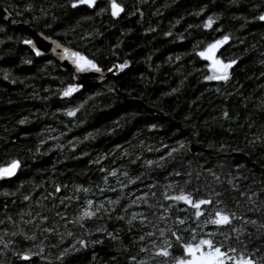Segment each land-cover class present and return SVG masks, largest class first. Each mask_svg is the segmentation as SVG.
I'll return each mask as SVG.
<instances>
[{
	"label": "trees",
	"instance_id": "obj_1",
	"mask_svg": "<svg viewBox=\"0 0 264 264\" xmlns=\"http://www.w3.org/2000/svg\"><path fill=\"white\" fill-rule=\"evenodd\" d=\"M117 2L125 12L114 20L106 1L73 9L69 0H0L14 19L88 56L103 72L127 61L115 77L62 98L76 84L72 73L37 57L21 42L28 34L0 19V167L21 163L15 178L0 181V264H164L153 245L169 239L172 255L180 256L171 231L186 243L192 233L185 229L198 238L216 231L217 241L227 235L228 244L264 264V23L257 19L264 0ZM224 35L231 42L220 56L238 64L228 82L209 84L197 53ZM71 108H79L72 117ZM181 189L213 203L196 218L183 202L165 200ZM218 208L239 219L219 229L204 223ZM78 238L88 246L80 248ZM29 250L38 253L30 261L16 255Z\"/></svg>",
	"mask_w": 264,
	"mask_h": 264
},
{
	"label": "snow or ice",
	"instance_id": "obj_2",
	"mask_svg": "<svg viewBox=\"0 0 264 264\" xmlns=\"http://www.w3.org/2000/svg\"><path fill=\"white\" fill-rule=\"evenodd\" d=\"M70 6L73 9H76L80 6H86L89 9H92L96 6L97 0H69ZM109 9L110 14L112 17H119L120 14L124 11V8L121 6V4L117 3V0H109ZM105 9L101 8L97 12L99 15L101 12H104ZM260 21H264V14L257 17ZM213 23V19L209 17L205 23L204 27L209 28L211 27ZM229 41V36L224 35L222 38L217 39L213 41L212 43H209L207 47L203 50L197 53L202 59L206 61H210V66L212 70V75L207 76V80H221V81H227L229 79L230 72L229 70L232 68V66L236 63L235 60H229L227 62L221 60L216 56L217 50L224 44H226ZM23 44L28 45L32 51L35 53L36 56H41L43 53L36 47V45L33 43L31 39H24L21 41ZM55 43V42H53ZM56 47L59 48L60 45L56 44ZM63 58L67 59L71 62V64L74 66V69L77 73H100L103 75V69L91 58H89L86 55L81 54L78 51H72L68 48L63 49ZM26 63H31V61H25ZM117 69H124L127 67V61H125L122 64L115 66ZM108 71H112V69H108ZM75 78V77H73ZM83 87L82 84H69L66 88L62 90L61 96L62 98L71 97L73 93L79 91ZM80 107H83V105H80ZM79 110V108H71L66 112V115L72 117L76 115V112ZM225 116H227V112L224 113ZM21 124L24 123L23 120L20 121ZM183 147V145H181ZM172 151H176V149H173ZM169 156L172 155V152L168 153ZM163 159V157H161ZM147 164L151 166L153 164V161H147ZM162 166V165H157ZM20 168V162L18 160H12L9 164L6 166L0 167V179H7L11 178L16 175L17 170ZM103 171V169H101ZM111 175H115V173H111ZM176 175H179V173H176ZM217 180H219V177H215ZM229 183H232L229 181ZM168 188H172V185H168ZM235 187V185H233ZM56 191L59 192L60 188L57 187ZM79 191V189H78ZM85 192L88 191V189H84ZM7 195V193H5ZM219 195V193H217ZM165 200H171L173 202H183L184 205L190 207L194 210V216L196 218H199L204 213L202 211L201 206L202 205H209L212 204L213 201L210 198H197L193 199L191 192H185L183 189L179 191L178 194L174 195H164ZM25 200L28 199L27 196L24 197ZM68 199H71V197H68ZM251 199V197H249ZM88 205L91 207L93 202L91 200L87 201ZM147 203V201H145ZM222 203V201H217L216 204L219 205ZM173 205H170L169 208L173 207ZM102 207V206H101ZM100 209L97 208L96 211H84L83 215L80 217V219L89 218L91 219L96 215V212H98ZM186 210V209H184ZM122 219V217H121ZM133 219H135V214H133ZM233 219H239V217L236 216L235 212H226L223 209L218 208L214 214L209 213L206 217V220L204 223L211 224L217 227L219 229L221 226L225 225H231V222ZM77 221H73V223H76ZM131 223V221H129ZM178 223L183 225L185 223L184 219H179ZM251 223L255 224V221H251ZM80 227H84L83 224L80 225ZM187 231H190L192 233V237L188 242H183L181 236L177 235L176 231H171V236L175 237L176 241L179 243L180 247L182 248V254L180 256H173L171 249L173 247L171 240L164 239L161 246L157 247L155 244L153 247L156 248L155 255L162 257L164 264H168V260L171 257L172 264H259V262L253 258L254 254L252 253H246L243 249H239L236 245L228 244V240L230 239L229 236L225 235L224 240L217 241L215 239L217 232L216 231H210L203 233V235H200L199 238L197 237V234L195 232V229H185ZM232 232L239 233L241 229H237L235 227H232ZM45 231H50V229H45ZM97 231H100V229H97ZM71 235V233H68ZM15 235V233H13ZM111 235V234H109ZM149 236L153 235V233L149 232ZM161 237L165 236V230H160ZM221 235H224L221 233ZM34 239V237H33ZM143 239V237H141ZM236 240L239 244H242L243 242L240 241L239 235L236 236ZM100 241H94L93 243H99ZM76 244L80 245V248L87 247V242L82 239L78 238L76 240ZM76 244L72 245L73 250H79L76 248ZM7 247V244L4 245ZM42 251V250H41ZM141 251H144L142 248ZM68 252V249H65L64 252L61 253V257H63ZM16 255L19 257V259L23 261H30L32 260L33 255H38V253H32L29 251H24L22 253H16ZM34 264V262H33ZM141 264H145V262L141 261Z\"/></svg>",
	"mask_w": 264,
	"mask_h": 264
},
{
	"label": "water",
	"instance_id": "obj_3",
	"mask_svg": "<svg viewBox=\"0 0 264 264\" xmlns=\"http://www.w3.org/2000/svg\"><path fill=\"white\" fill-rule=\"evenodd\" d=\"M100 1H106L109 3V0H97V4L100 2ZM118 3V2H117ZM96 4V5H97ZM80 7H86V6H80ZM96 7V6H95ZM94 7V8H95ZM123 7V6H122ZM79 8V7H78ZM92 8V9H94ZM124 8V7H123ZM135 11H136V15L141 18L142 16V13H141V10L139 9L138 6H135ZM125 12V9L124 11L120 14L119 17H112L114 20H117L119 19L121 16H123ZM264 14V13H263ZM0 19L8 24H10L11 26L13 27H16V28H20L22 30H24L29 38L28 39H31L33 41V43L36 45V47L43 53V55L41 56H37V57H51L53 58L55 61H57L58 65L60 66L61 69L63 70H66V71H69L72 73L73 77L74 78V81L76 82V84H82L83 86H93V85H97V84H100L102 82H104L106 79L110 78L111 76L112 77H115V74L113 73L114 71H118L117 68H114V71H110V72H103V75H101L100 73H92V72H89V73H77L74 69V66L71 64V62L67 59H64L63 58V49L65 48H68L72 51H74L73 49L65 46L64 44H62L59 40L57 39H54L52 37H47L41 33H38L35 29L23 24L22 22H20L19 20H16L14 19L8 12H6L5 10H2L0 8ZM262 23H264V21H261ZM220 39V38H219ZM55 42V43H53ZM231 42V38L229 37V41L222 45L216 52V56L218 58H220L221 60L225 61L221 56H220V53L229 45V43ZM212 43V42H211ZM56 44H59L60 47L57 48L56 47ZM25 45V44H24ZM27 47H29L28 45H25ZM207 47V46H206ZM205 47V48H206ZM30 48V47H29ZM204 48V49H205ZM31 49V48H30ZM203 49V50H204ZM32 50V49H31ZM201 50V51H203ZM33 52V51H32ZM200 52V51H199ZM34 53V52H33ZM35 54V53H34ZM199 57L200 60H202L203 62L207 63V72H208V75L207 76H210L212 75V70H211V66H210V61H206L204 59H202L199 55H197ZM236 63L232 66V68L229 70L230 72V75H229V79L227 81H221V80H207L205 78V82L209 83V84H220V83H226L230 80V77H231V73L232 71L235 69V67L237 66L238 64V61L235 60ZM227 62V61H225ZM130 102H134V103H137L138 105H140L141 107H143L145 109V111L149 114V115H152V116H155V115H158V116H161L162 118L166 119L167 121L170 122L171 125L173 126H177L176 123H174L169 117L165 116L163 113H160L158 112L157 110H153L151 108H149L147 105H145L143 102H141L140 100H135V99H132V100H129ZM192 148V151H196L197 150V146L195 145H192L191 146ZM234 156L236 157H239V158H242L244 159L248 165H251L254 167V169L257 171L259 168L257 165L255 164H252L250 163V161L248 160L247 156L246 155H243V154H240V153H234ZM20 162V161H19ZM6 166V165H5ZM3 167V166H2ZM20 167H21V163H20ZM19 170L20 168L17 170L16 172V175L11 177V178H7V179H0V181H3V180H10V179H13L15 178L18 173H19Z\"/></svg>",
	"mask_w": 264,
	"mask_h": 264
}]
</instances>
